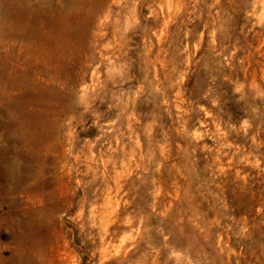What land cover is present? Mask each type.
Masks as SVG:
<instances>
[{
    "label": "rangeland",
    "instance_id": "obj_1",
    "mask_svg": "<svg viewBox=\"0 0 264 264\" xmlns=\"http://www.w3.org/2000/svg\"><path fill=\"white\" fill-rule=\"evenodd\" d=\"M0 264H264V0H0Z\"/></svg>",
    "mask_w": 264,
    "mask_h": 264
}]
</instances>
